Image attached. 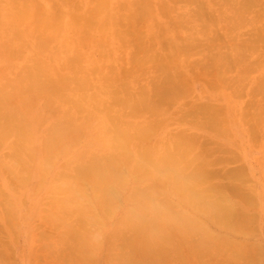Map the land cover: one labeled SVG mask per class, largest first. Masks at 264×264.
<instances>
[{
  "label": "bare ground",
  "instance_id": "6f19581e",
  "mask_svg": "<svg viewBox=\"0 0 264 264\" xmlns=\"http://www.w3.org/2000/svg\"><path fill=\"white\" fill-rule=\"evenodd\" d=\"M37 1L46 4V0ZM146 1L136 3L134 13L142 17L144 23L154 16V7L150 9V5L146 6L151 2L153 4L154 0ZM171 1L175 3L178 0ZM35 2L9 0L4 8L0 6V17L12 22V26L5 29L4 46L1 43L5 41L0 36V48H21L30 41L35 44L36 55L40 53L47 56L44 60L36 55L27 57L29 59L18 71L12 74L4 73L13 77L22 76L21 84L14 91H10L7 83L0 79V145L15 141L18 151L16 153L12 149V154L20 159V164L8 161L5 165L12 171L17 169L15 173L20 172V175L15 177L18 184L24 185L32 180L35 182L36 193L45 192L40 206H34L29 211L37 212L40 209L42 212L44 208H48L49 212L46 211V214L41 216L42 219L51 222L48 223L50 226H67L65 235L74 239L73 246L79 249V252H76L79 257L77 260L89 259L98 245L103 243L100 242V233L108 239L102 252L111 259L110 264H164L165 261L170 263L167 259L170 260L172 256L187 263L192 260L207 263L211 257L207 256V253H212L213 250L215 253H223L226 238L210 230L208 225L220 224L231 234L237 229L224 222L226 218L231 216L236 223L243 224L245 219L252 216L248 208L245 209L247 202L241 200L238 203L224 193L230 191L236 196L242 193L245 187L244 165L227 168L229 158L225 156L213 158V161H216L212 162L192 143L201 142L203 138L191 129L212 130L218 136L225 130L224 125H239L244 129L241 137H244L246 142H252L255 137L264 141V77L257 79L251 75L259 64L256 66L247 61H240V71L229 77L228 67L221 62L222 66L219 58H216V62L213 54L207 58L210 61L209 66L213 67L215 64L217 69L210 92L221 88L226 81H231V78L238 83L235 88L237 92H256L250 97V105L256 109L253 115L247 114L245 117L244 112L231 109L232 105L226 99V105L205 116V120L191 121V118L187 117L190 115H186L183 119L185 125L178 121L179 124L175 123V127L170 130L159 106L169 97L182 92L186 80L182 73L187 75L186 70L189 71L190 68L186 69L188 62L185 60V54L181 55L183 53L178 54L175 51L172 56H166L158 53L157 46H154L153 54L147 52L146 48H137L138 50L132 53L130 43L128 48L125 45L118 49L124 50L125 54L131 57L132 61L125 66L126 63L122 65L110 52L112 47L109 44L95 45L89 53L92 54L90 56H102L103 52V55L108 57L105 64L97 67L100 75H104L102 81L106 75L112 74L113 70L116 73L118 66L127 72L131 68L135 76L140 67L147 63L150 65L148 71L154 74L153 77H145L144 81L151 86L148 93L146 92L147 98L141 97L137 101L138 104L130 102L132 95L126 100L120 98L107 103L102 97L109 94H101L92 88L97 71L82 66L87 58L83 60L82 56L78 57L77 62L72 59L73 63L70 64L75 68L68 67L67 61L64 62L65 74L60 77L48 70L53 59L60 58L53 53L54 47L60 41L51 25L53 18L45 16L48 12L40 13L39 18L36 17L31 26L25 28L24 22L30 18L32 9L38 6ZM94 2L93 12L97 13L105 2ZM38 10L41 12L39 8ZM164 16L171 18H168L167 14ZM172 20L173 18L169 22ZM161 27L157 26L159 33H156L160 34L165 30ZM196 36L203 38V32H197ZM70 42L71 39H68V46H71ZM111 44L115 45L113 42ZM194 47L190 48V53ZM159 51L161 52L160 49ZM154 54L164 58L166 64L154 56L151 59L150 56ZM20 55L23 57L21 60L24 59L25 52ZM235 55L239 53L235 52ZM201 75L203 71L199 74L200 78ZM151 78L157 81L152 82ZM221 96L227 97L225 93ZM137 105L144 113L139 111ZM32 108L37 115L30 124L23 115L32 113ZM229 113L236 116L233 124L228 121ZM187 125L193 127L185 128ZM165 130H169V134H166ZM34 166L35 169L32 168ZM214 166L218 167L214 169ZM0 171L4 172V169L0 168ZM221 177L230 182L226 181L224 185V181L221 183L222 180H216ZM8 180L10 188L13 189L14 182ZM12 213L10 210V219L13 218ZM75 220H79L81 227L74 224ZM91 227L97 230L92 231ZM105 228L110 230L105 233ZM176 241V248L170 249L171 245H176ZM236 243V254L240 253L241 257V252L245 250L240 252L239 248L243 244L234 242L233 245ZM185 244L188 247L183 248ZM1 249L0 256L1 253L5 255L7 251L3 252L4 247L2 251ZM169 251L174 253L169 254ZM237 256L235 257L240 259ZM5 257H0V264L4 263ZM196 257L205 261L200 262ZM207 264L212 263L209 261Z\"/></svg>",
  "mask_w": 264,
  "mask_h": 264
},
{
  "label": "rangeland",
  "instance_id": "374dc122",
  "mask_svg": "<svg viewBox=\"0 0 264 264\" xmlns=\"http://www.w3.org/2000/svg\"><path fill=\"white\" fill-rule=\"evenodd\" d=\"M8 1L1 0V8H4ZM35 1L39 7L36 6L32 9L29 15L30 18L23 24L28 29L31 23L39 18L40 13L43 14L44 12H48L45 16L49 15V17L53 18V23H50L54 27V32L57 33L55 35L58 41H60L54 47L55 51L53 53H56L60 58L58 60L54 58L50 64L48 63V70H52V73L55 72L57 77L65 74L64 62L67 61L68 67L75 68L70 63H73L72 59L77 62V58L81 56L83 60L87 58L82 66H87L97 71V67L108 61L107 55H103V52L102 56H90L92 55L89 54L90 51H93L94 46L98 44H109L112 47L110 52L114 57H117L122 65L126 63L125 66L129 65L131 57L126 55L127 53L125 54L122 49L118 51L121 46L124 47L126 45L125 47L128 48L127 46L132 43L130 46V49L133 50L132 53H134V50H138L137 48H146L147 52L152 54L154 46H157L158 53L172 56L175 51L178 54L181 52L183 53L181 55L185 54V60L190 63H186V69L190 67L189 71L188 69L186 70L187 75L182 73L183 77L186 78L182 92L169 97L162 106H159L160 110L163 111L168 128L170 126V130L175 127L174 124L178 123V121L181 125H185L186 123L183 122V119L186 115H190V117H187L191 118V121L205 120V116L211 115V112H215L217 108L225 106L226 99L229 100L228 103H231V109H236L238 110L237 112H244L245 117L247 114L249 116L254 114L253 111L256 109L255 106L250 105V97L256 92L249 90H247L248 92L246 90L240 93L237 92L235 88L238 87V83L232 81L231 78V81H226L221 88L219 87L210 92L209 89L215 81L217 69H215V64L212 65L213 67L209 66L208 56L213 54L215 62L216 58H219L220 64L222 62L228 67L229 77L235 76L240 71L242 67L240 61H247L252 65L257 66L259 64L251 72L252 77L263 78L264 0H174L176 4L173 1L170 2V0H154L153 4L152 2L146 4V6H151H148L150 9L152 6L154 7V11L151 10L154 16L150 17L147 23L145 21L146 24L142 17L134 15L137 7L135 4L144 0H104L105 5L97 13L95 12L97 15L93 12L94 1L97 0H46V4ZM146 2L149 3L150 1ZM16 5L18 6V4ZM37 7L41 12H39ZM165 14L168 15V18H173L172 22H169L171 18L167 19L164 16ZM104 19L108 20V22ZM11 24V21H5L0 17V29H2L0 36L5 41L4 43L1 41L3 46L6 43L5 29H9L12 26ZM157 26H162L161 29L165 30L158 34L159 29ZM157 31L158 33H156ZM197 32H203V36H201L203 38H198L196 36ZM68 39H71L69 43L71 46L67 44ZM111 42L116 46L111 44ZM192 46H195V49L193 48V52L191 51L192 53H190ZM24 52L25 57L21 60L22 56L20 54ZM235 52L239 53V55H235ZM35 53V44L30 41H27L26 45L24 44L21 48H0V79L7 83L10 91L16 90L21 84L22 76L13 77V75H5L4 73L12 74L16 70L18 71V68L23 63H26L29 58L36 55ZM189 54H192V57ZM153 56L155 59H160L159 61H164L165 63L164 58H159L157 54L151 55L150 58L153 59ZM189 56L190 58H188ZM36 57H40L41 60H44V57L47 58V56H43L40 53ZM122 57L125 58L126 62H124ZM109 62L112 61L109 60ZM191 62H195V64ZM149 66L145 63L136 72L135 76L132 74L131 68L127 72L118 66L116 73L113 70L112 74L106 75L104 81H102L104 75L101 76L97 71L94 74L92 88L101 94L108 93L110 96L104 95L102 97L107 103L120 98H125L126 100L132 95L130 96V102L138 104L137 101L141 97L147 98L146 92L148 93V88L151 86L150 83L144 81L146 76L153 77L154 75L148 71ZM202 71L204 76L201 75L200 78L199 74ZM87 72L89 73L90 71ZM195 72L198 74H195ZM151 80L152 82L153 80L157 81L154 78H151ZM222 93H225L227 97L221 96ZM231 95L234 97H231ZM137 108L144 113L139 105H137ZM36 115L37 112L32 108V113L23 115V117L30 121L31 124V121L36 119ZM229 116L228 121L233 124L236 116L231 113H229ZM224 126L225 130L223 133H219L218 136L212 130L200 131L192 128L191 131L193 133H198L197 135L204 139H201V142L192 143L198 146L201 152L208 156L212 162L216 161H213V158L218 159V156H225L229 158V162L226 164L227 168L244 165L245 187L242 189V193L237 196L230 191L224 193L238 203L241 200L247 202L245 209L248 208L252 216L245 219L243 224L236 223L231 216L226 218L224 222H228L237 229L231 234H228L222 225L209 223L210 230L226 238L224 243L226 249L224 247L223 253H215L214 250L212 253H207V256H211L209 257L210 260L209 258L208 260L212 264H264V141L255 137L252 142L249 140L246 142L244 137H241L244 130L241 126ZM252 126L248 125V127ZM184 127L190 128L193 125ZM168 131L165 130L166 134H169ZM245 132L247 138H249L248 130L246 129ZM221 134L224 136H221ZM16 146L13 140L0 145V168H3L5 172L0 171V241L2 242H0V248L3 249L4 247L3 252L5 253L9 251L8 254L6 253L8 256L5 253V255L1 253L3 256L1 255L0 257L4 258L6 256L2 264H110L111 259L108 256H104L102 252L108 242V239L102 233H100L102 238H99L101 239L100 242L103 243L98 245L95 252H92L91 257L77 260L79 257L76 252H79V249L73 246L74 239L65 235L67 226H50L51 222L47 220L46 222L42 219L41 216H44L46 211L49 212L48 208H44L42 212H40V209L37 212L29 211L34 206H40V202L43 200L42 195L45 192L39 191L40 193H36L34 190L35 182L32 180L24 185L18 184L15 177L19 176L20 172L15 173L17 169L12 171L11 168L5 165L8 161L10 163L15 162L16 165L20 164V159L12 154V149L17 153L18 147ZM216 167L214 166L213 168L216 169ZM32 168L35 169L36 166ZM31 176L34 177L33 175ZM222 178L224 177L216 180L219 182L222 180L221 183L224 181V185H226V181L230 182ZM8 179L14 182L15 187L13 189L10 188ZM10 210L13 211L12 219H10L9 215ZM74 224L81 227L79 220H75ZM91 230L96 231L97 228L91 227ZM109 230L110 228L103 229L105 233ZM121 242L117 243L121 244ZM194 242L197 243L196 241ZM234 242H239V245L243 244L239 248L240 252L245 250L241 252V254L243 253L241 257L239 252V254H236L238 243L233 245ZM175 243L176 245H171L170 249L176 248L177 241ZM186 247L188 246L185 244L183 248ZM170 253L174 252L169 251ZM231 254L238 255L240 259ZM173 257L175 256L170 257V260L167 259L170 263L163 261L164 264H175V262H177L176 264L206 263L205 260H199L200 256L199 259L196 258L200 262L205 261L204 263H198L196 260L187 263L185 260L181 261L178 259L179 257H175V259ZM208 260L207 263L209 262ZM77 261L79 263H76Z\"/></svg>",
  "mask_w": 264,
  "mask_h": 264
}]
</instances>
